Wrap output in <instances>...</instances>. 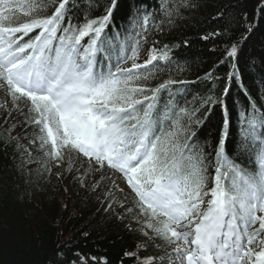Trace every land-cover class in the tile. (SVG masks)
Listing matches in <instances>:
<instances>
[{
	"label": "snow or ice",
	"instance_id": "6c2138e0",
	"mask_svg": "<svg viewBox=\"0 0 264 264\" xmlns=\"http://www.w3.org/2000/svg\"><path fill=\"white\" fill-rule=\"evenodd\" d=\"M115 6L110 0L104 15L76 17L74 0H0V90L24 117L23 130L32 132L25 148L11 134L14 124L4 143L23 153L21 171L33 163L44 174L66 167L96 194L100 211L127 217L137 225L129 230L163 241L155 245L162 254L146 264H264V109L249 98L237 114L230 157L228 88L224 99L206 96L190 106L169 91L176 81L147 83L162 63L172 64L168 45L137 62L152 29L163 33L199 4L162 0L153 12L139 0L119 25ZM258 10L264 18V0ZM240 21V39L229 37L220 64H229L227 79L247 97L244 72L264 79V40L257 51L254 19L245 12ZM217 105L223 121L213 142L201 132ZM50 264H67L60 249Z\"/></svg>",
	"mask_w": 264,
	"mask_h": 264
},
{
	"label": "trees",
	"instance_id": "16d2710c",
	"mask_svg": "<svg viewBox=\"0 0 264 264\" xmlns=\"http://www.w3.org/2000/svg\"><path fill=\"white\" fill-rule=\"evenodd\" d=\"M138 2L116 0L113 22L117 25L123 23L132 6ZM161 2L144 0L153 12ZM195 2L199 4L198 8L185 12L163 33L152 29L147 43L142 42L139 57H148L149 49L153 47L159 50L157 55H160L165 51L164 45L169 46L167 51L172 64L162 63L161 71L155 72L147 83L156 87L167 80L176 81L169 86V91L173 96L179 94L181 103L191 106L206 96L224 99L222 94L228 88L226 104L231 127L227 149L231 157L237 138V114L249 106V98L257 108L264 109V79L259 73L246 70L243 75V88L248 93L246 97L237 81L227 79L231 69L229 64H220L223 59L221 53L229 37L240 39L242 21H238L245 12L254 19L256 31L252 42L259 51V42L264 40V18L258 10L259 0ZM74 3L77 5L76 17L84 13L92 17L102 16L110 6V0H74ZM222 11L225 16L218 19V13ZM210 71L212 79H206L205 73ZM169 91L159 95L166 100ZM6 95L0 92V264H50L55 249L63 252L67 264L72 261L79 264L81 257L85 258V264H146L147 258L160 254L155 245L163 241L143 239L140 232L129 230V225L133 229L137 225L127 217L120 220L111 213L100 211L96 194L82 188L66 167L59 172L60 179L52 187L44 186L48 178L39 163L25 165L21 171L19 165L23 153L16 155L19 150L4 141L15 124L11 134L20 137L19 144L27 148L32 132L23 130L24 117L6 103ZM222 121L223 114L217 105L211 109L201 137L214 142ZM31 151L39 160L38 150L33 148ZM248 167H252L250 162Z\"/></svg>",
	"mask_w": 264,
	"mask_h": 264
},
{
	"label": "rangeland",
	"instance_id": "374dc122",
	"mask_svg": "<svg viewBox=\"0 0 264 264\" xmlns=\"http://www.w3.org/2000/svg\"><path fill=\"white\" fill-rule=\"evenodd\" d=\"M144 58H139L138 59V63H143L144 62ZM131 63L132 62H129L128 63V65H126L125 67H131ZM0 92L2 93V94H6L4 91H2V90H0ZM61 170H63L62 168H59V169H55L54 171H52V172H50V173H48L47 174V176H46V178H48L47 179V182L45 183V185L44 186H49V187H52L53 185H55L57 182H58V180L60 179V177H59V179L57 178V175H56V173L57 172H61ZM67 177H68V175H67ZM68 180V179H67ZM66 183H68V181H66ZM121 184H122V186L124 187V188H127V186H126V184H124V182L123 181H121ZM53 193H54V191H53ZM59 201H62V198H59ZM142 238L143 239H146V238H144L143 236H142ZM162 254V253H161ZM160 254V255H161ZM159 255H157V257H158Z\"/></svg>",
	"mask_w": 264,
	"mask_h": 264
}]
</instances>
